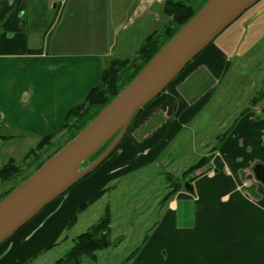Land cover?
Returning <instances> with one entry per match:
<instances>
[{"label": "crops", "instance_id": "1", "mask_svg": "<svg viewBox=\"0 0 264 264\" xmlns=\"http://www.w3.org/2000/svg\"><path fill=\"white\" fill-rule=\"evenodd\" d=\"M164 1L66 0L57 11L55 0H0V127L32 137L53 131L98 83L110 61L133 57L144 38L159 30L152 22L162 20ZM263 11L264 5L246 22ZM140 20H144L141 43L128 49L129 42L121 40L116 55L124 58L111 59L120 27ZM47 34L49 45L43 48L41 39ZM69 39L76 45L68 46ZM215 40L139 112L116 150L87 179L53 201L22 232L51 230L47 238L56 236L52 245H34L28 257L51 250L46 249L58 243L80 207L100 191H109L110 183L138 169L169 163L172 147L179 149L192 128L194 134L208 133L217 90L232 70H238L234 67L238 55ZM256 94L247 99L228 130L222 132L219 126L217 135H211L213 142L202 146L194 164L205 161L186 178L192 192L173 186L176 192L168 191L160 200L159 219L126 264H264V187L251 175L256 165L264 166V96H259L264 90ZM28 237L17 236L15 245H1L0 264H11L31 249L26 246Z\"/></svg>", "mask_w": 264, "mask_h": 264}, {"label": "rangeland", "instance_id": "2", "mask_svg": "<svg viewBox=\"0 0 264 264\" xmlns=\"http://www.w3.org/2000/svg\"><path fill=\"white\" fill-rule=\"evenodd\" d=\"M263 5L264 0L257 2L222 31L219 34L221 36L218 40H215L218 36L214 39V43H221L225 50H229V53L233 55L235 53L236 56L238 55V60L234 65L238 70H232L228 76L229 79L226 77V80L222 82L220 88L217 90L214 102L210 108L212 123L210 127H206L208 133L196 132L194 134L193 132H195V130L192 128V132H188L185 135L186 138L181 140L179 149L172 147V144L170 145V147H172L171 151H174V155L169 163L162 162L160 166L150 165L138 169L117 182L110 183L109 187H111V189H109L101 199H98L93 205H89L85 209L81 208L78 210L76 221L73 226L63 228L60 234L61 237L57 239L58 243L56 246L52 247V249L47 252L39 251L40 253L38 255L36 252L34 254L35 257H33L34 255L28 257L26 253L30 252V255L34 245H52L55 243L56 236L54 237V235H52L50 238H47L51 230L35 231L32 235H30V232L22 233L24 230L34 225L35 219H38L37 217L51 205L50 203L31 221L1 244L8 245L10 243V245H15L17 236L21 237V235H24V237L27 238L30 235L28 237L29 239H26V241L30 240L26 246L32 245L31 249H26L23 254L14 257L11 264H55L57 260L63 259L73 247L76 237L87 231L90 227L96 225L103 217L106 210H108L111 218L109 233L110 246L97 251L95 253V261L84 258L82 264H126L124 260L134 253L135 250L138 249L139 253L140 249L144 246L142 245L143 239L146 236L148 228L154 221L159 219V211L161 209L160 200L168 191L173 189V186H182L183 171L196 162L199 158L198 156L202 150V146H204L205 143L213 142L211 135H217L219 126L222 128V132L228 130L234 118L238 116L237 113L246 106L247 99L255 98L257 92L261 93V90H264V11L259 17L253 19V21L246 22L247 19L253 17L255 12ZM197 6L198 3H195V7ZM161 7L162 6H160V8ZM55 17L56 11L52 13L48 25L49 27H47L48 30L51 28L53 23L52 20H54ZM161 17V21L152 22L154 29H160L162 25L167 22L168 19L162 12ZM58 20L59 16H57L55 22H58ZM143 22L144 20L137 21L134 26L125 22L124 24H126V26L124 28H122V26L120 27V33L116 38L117 46L111 59L124 58L116 55L121 40L129 42L127 43L128 49L136 48L134 47L136 41L138 42L137 44L141 43ZM147 22L149 23V20H147ZM48 35L49 34H47L46 37L42 36L41 44L43 48H47L49 45ZM71 37L75 38V34L72 33ZM242 39L245 41L238 42ZM66 44L68 46H73L76 45V42L69 39ZM132 52L133 51L129 54H133ZM246 54L247 56L245 57ZM240 68L246 70L247 74H241L240 72L242 71L239 70ZM259 96H261V94ZM200 123L203 125L202 122ZM205 124L208 126V123ZM42 137H32L11 128L0 127V168L12 159L15 162V166L23 171L21 176L9 182H0V196L3 192L20 182L25 175L31 174L38 162L46 159L58 146L65 143L69 134L61 132L51 143L44 147L42 151L36 152L34 156L23 161L27 152L34 148ZM32 161H36V164H33ZM93 161L86 162L81 168L86 167ZM90 175L91 174L87 175L79 182L87 179ZM74 186H72L71 190L69 189L66 194L71 193ZM92 189L95 190L97 188L93 187ZM44 224H46V221L41 225Z\"/></svg>", "mask_w": 264, "mask_h": 264}, {"label": "water", "instance_id": "3", "mask_svg": "<svg viewBox=\"0 0 264 264\" xmlns=\"http://www.w3.org/2000/svg\"><path fill=\"white\" fill-rule=\"evenodd\" d=\"M259 1L208 0L85 128L0 201V245L102 164L122 140L132 118L222 31ZM113 137L92 163L81 168ZM253 174L264 186V166L256 165ZM184 189L192 192L188 183Z\"/></svg>", "mask_w": 264, "mask_h": 264}, {"label": "trees", "instance_id": "4", "mask_svg": "<svg viewBox=\"0 0 264 264\" xmlns=\"http://www.w3.org/2000/svg\"><path fill=\"white\" fill-rule=\"evenodd\" d=\"M207 1L208 0H165L163 3V13L168 18L167 22L164 23L158 31H154L144 38L133 57L110 61L108 66L101 72L98 83L87 92L78 104L68 110L61 123L53 131L42 137L36 146L27 152L23 161L34 156L36 152L42 151L43 148L51 143L61 132L69 134L65 143L58 146L51 155L38 162V164H36V161H32L33 164H36L34 171L29 175H25L20 182L3 192L0 196V201H2L15 187L31 176L45 161L52 157L65 144L71 141L83 128H85L97 116V114L137 76L143 67L178 32V30L195 16ZM195 3H198L197 7H195ZM33 53L37 54L38 51ZM263 96L264 95L262 94L261 98ZM137 118L138 116L132 118L127 131L136 124ZM114 137L86 162L95 160L108 147ZM119 144L115 147L113 152ZM203 161H205V159H200L198 163L186 169L182 173V177H187V175L201 167ZM86 162L82 165H85ZM14 163L15 162L10 159L7 164L0 168L1 183L9 182L22 175L23 171L18 169L19 167L15 166ZM177 187L180 188L181 186L177 185ZM107 190L108 189L102 190L94 195L87 203L81 206L80 209H85L87 206L93 204ZM174 192H176V190L173 189L168 195H171ZM75 220L76 217H73L70 226ZM110 224L111 218L108 210H106L105 214L96 225L90 227L87 231L76 237L73 247L69 250L66 256L63 259L57 260L55 264H82L84 258H89L91 261H95V253L110 246ZM54 246H51L46 250H49Z\"/></svg>", "mask_w": 264, "mask_h": 264}, {"label": "built area", "instance_id": "5", "mask_svg": "<svg viewBox=\"0 0 264 264\" xmlns=\"http://www.w3.org/2000/svg\"><path fill=\"white\" fill-rule=\"evenodd\" d=\"M56 1H57V3L59 4L60 7H62L65 4V2H66V0H56Z\"/></svg>", "mask_w": 264, "mask_h": 264}, {"label": "flooded vegetation", "instance_id": "6", "mask_svg": "<svg viewBox=\"0 0 264 264\" xmlns=\"http://www.w3.org/2000/svg\"><path fill=\"white\" fill-rule=\"evenodd\" d=\"M184 180H186V177L185 178H183Z\"/></svg>", "mask_w": 264, "mask_h": 264}]
</instances>
